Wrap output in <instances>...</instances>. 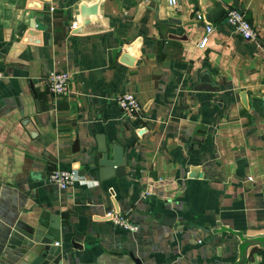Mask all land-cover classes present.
Masks as SVG:
<instances>
[{
	"label": "crops",
	"instance_id": "0c3cea01",
	"mask_svg": "<svg viewBox=\"0 0 264 264\" xmlns=\"http://www.w3.org/2000/svg\"><path fill=\"white\" fill-rule=\"evenodd\" d=\"M215 4L256 37L210 22ZM51 70L70 74L66 93L43 85ZM0 71V264L42 222L57 225L58 264H234L240 240L217 229L264 231V0H0ZM203 72L217 91L193 89ZM124 92L138 116L121 114ZM100 134L123 147L124 176L99 180ZM53 169L82 178L61 188Z\"/></svg>",
	"mask_w": 264,
	"mask_h": 264
},
{
	"label": "water",
	"instance_id": "95a60500",
	"mask_svg": "<svg viewBox=\"0 0 264 264\" xmlns=\"http://www.w3.org/2000/svg\"><path fill=\"white\" fill-rule=\"evenodd\" d=\"M217 6L216 15L209 17L208 20L210 22L216 23L217 20L224 14H226V10L221 7V5L215 4ZM86 26V22L84 24ZM80 30H84V28H79ZM128 51H131L135 54L132 48H128ZM123 61V60H122ZM194 90L201 91H217L219 87L216 82L211 78V76L207 72H203L200 77L198 83L194 85ZM242 100L245 101L244 93L241 95ZM97 153H96V161L93 165V168L97 171L99 180H106L111 177H122L125 175L124 169V149L118 144L114 143L111 146V154L108 147V143L103 134L97 136ZM197 142V139L195 140ZM82 175V171L79 172ZM61 218H66L61 215ZM164 218V217H163ZM173 220L170 218H164V223H170ZM66 226L65 223L58 224ZM57 225L54 222L43 223L39 226L30 227V230L24 232L22 234L23 238H20V244L15 245L17 240L11 238L10 247L6 250L7 258H14V264L18 262L20 257L24 260L25 264H58L60 259V254L58 253V245H55L56 242L59 241L56 235ZM217 230H226L233 234H235L239 240V257L234 264H246L248 258V252L251 247L258 246L264 247V231L254 234L247 235L242 231L233 230L226 227H221ZM55 233V235H54ZM74 244V241H72ZM14 243V244H13ZM75 245V244H74ZM16 246V247H15ZM22 246V247H17ZM57 252V253H56ZM29 256V258H28ZM130 257L135 262V264H141L139 258L135 257L132 253H130ZM8 263L6 264H13Z\"/></svg>",
	"mask_w": 264,
	"mask_h": 264
},
{
	"label": "built area",
	"instance_id": "2783aa9c",
	"mask_svg": "<svg viewBox=\"0 0 264 264\" xmlns=\"http://www.w3.org/2000/svg\"><path fill=\"white\" fill-rule=\"evenodd\" d=\"M170 6H177L178 0H168ZM197 17L202 19V15L198 14ZM225 19L228 23L232 24L235 32L245 40H251L256 37V31L251 23L245 18L244 14L234 8L226 10ZM72 28L76 27V23L71 25ZM206 35L202 37L199 45L203 47L207 42V33L212 30L211 24L205 26ZM4 74L0 71V81L3 79ZM70 81V74L64 70H51L48 71L43 77L42 82L45 88L56 95L64 94L68 91ZM115 101L121 110V114L127 118L138 116L141 111V105L133 92L120 93L115 97ZM81 176L76 169H53L47 175V180L51 183L57 184L61 188H66L75 182L81 180ZM108 219L115 225H118L129 231H137L138 226L130 221V219L115 210L107 212ZM57 244V242H56Z\"/></svg>",
	"mask_w": 264,
	"mask_h": 264
}]
</instances>
